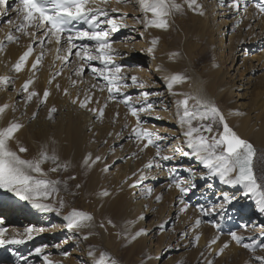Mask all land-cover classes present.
<instances>
[{
	"label": "bare ground",
	"instance_id": "obj_1",
	"mask_svg": "<svg viewBox=\"0 0 264 264\" xmlns=\"http://www.w3.org/2000/svg\"><path fill=\"white\" fill-rule=\"evenodd\" d=\"M9 3L11 9L6 12L7 15H13L12 17L15 16L18 19L17 13L13 10L16 7L14 0H9ZM97 3L99 4L100 0ZM197 3L203 6L202 9H198V11H203V15L199 14L200 16H196L193 21L183 22L182 27L176 21L177 24H173L171 19L167 17L170 28L173 26L175 31L178 30V34L167 42L163 40L166 39L167 34L164 31L162 32V29L151 27L148 31L147 28L149 27L146 28L140 22L145 19V14L139 6V0H127L129 5L125 7L128 10L120 9L116 0H111L108 5L109 8H118L122 13L128 11L127 16H130V18L127 16L121 18L120 15L113 14L118 24L122 25L119 31L111 37L114 41L113 47L117 53L115 60L117 64L123 67L127 76H137L139 81L143 82L144 87L149 89L147 102L152 103L154 108L150 113L141 114V119H144L142 125L146 124L143 128L146 127L162 138L157 141L163 149L162 154L174 156L172 160L159 161L163 166L162 169H145V164L152 160L156 149L149 147L141 152L140 145L139 148H136V144V149L132 145L130 146L128 137L131 131L123 130L125 125L123 121L122 123H114L110 121L111 116L110 118L107 117V119H110L107 121L97 120L98 118H94L91 112L71 103V98H75L77 93L74 89L69 88L65 81L62 82L61 89L69 88L72 93L71 98L65 96L62 90H57L52 85L54 81L51 84L48 82L51 79L49 69L53 67L52 71H55L60 66L59 61L55 60V51L47 53V60H49L51 67L44 68V65L41 64L43 65V68L40 66L41 71L32 70L31 63L39 55L41 47L36 44L37 48L34 47L33 54L29 57L25 69L20 73H16L13 65L31 43L27 36H25V39H20L23 41L20 44L12 42L17 46L11 44L5 52H0V77L10 78V83L6 88L0 86V104L8 103L15 108L14 112L10 108L0 119V127L6 126L8 121L14 118L22 122L25 127L17 134V137L20 143L28 149V152L21 153V156L25 159H32L37 155L42 145L48 146L50 154L54 149L59 157V163L68 164L67 170L63 169L64 174L74 175L79 182L82 179L84 180V177H89L92 181L90 184L87 183L85 188L88 199L89 197L93 198V193L97 189H101V192L107 190L110 193L109 196H101L97 191L96 199L93 202L95 204L109 203V208L113 213L127 215L130 217L129 222H135L130 227L141 226L142 229H145L147 234L142 235L141 243H145V247L149 251L152 250L153 261L157 260L160 255L158 251L160 246H152L153 239L151 238H153L158 227H161V225L164 227L170 221L171 234L166 233L165 239V246L169 251H165L164 255L167 252H172L175 255L179 252L178 256L185 253L184 255L193 258V264H207L216 256L222 260L223 264L228 260L230 247L226 248L227 250L225 249L222 254H218L219 249L224 243H228L230 238L228 234L233 226L241 225L245 229H251L252 232L261 229L256 237L259 240L264 239V227H262L264 224V211H261L264 205L260 203L259 192L248 193L247 188L242 184L233 186L224 183L219 176L209 175V170L195 156H182L180 153H173L172 149L175 147H180L183 151L189 153L192 152V149L187 147L186 138L182 135L188 126L180 124L176 105V101L183 99V96L172 95L168 91L166 87L167 77L174 74V71L181 70L184 62V69L190 76V82L176 84L173 91L206 97L221 110L229 126L234 127L233 130L240 137L249 141L246 138L249 136L259 146L264 145V14L258 12L255 7L257 3L264 4V0H247L246 4L245 0H241L239 11L230 8L231 0H197ZM100 6L103 7L104 5L100 4ZM245 6L247 7L246 12L244 10ZM147 16L150 18L151 13H148ZM123 25L127 26L124 27ZM233 25L236 26H234L236 32L229 34L228 43L225 45L223 38ZM11 26L13 25H10V28ZM150 35L158 38L156 52L153 49L151 52L149 51L153 46L149 39ZM186 35L189 37L195 35L199 40L203 37L202 43H204L207 52H213L217 58L215 59L218 60V62L211 65L205 77H200L191 70L193 67H191L190 58L187 56H192L193 49L198 43L186 40ZM26 39L29 41H26ZM76 43L80 44L79 42ZM85 43L91 42L85 41ZM226 48L229 50L228 55L224 53ZM50 49H53V47ZM180 54H186L187 56L182 61L177 62L176 56ZM136 63L142 65L140 70L134 69L138 65L131 66ZM29 79L34 80L30 89L35 86L36 91L41 95L46 88L50 91L51 94L46 104L38 107V100L25 104L24 95L27 93L23 91L22 85ZM126 82L129 85L127 89L129 92L145 89L132 85L131 80ZM86 87L84 86V89ZM144 92L147 91L141 90L135 99L140 98ZM53 106L58 111L53 114V119L49 120L47 118L48 111ZM98 107L101 106L98 105ZM181 110H179L180 114H182ZM33 112H38V116L34 120L30 119ZM110 115L112 114L110 113ZM124 122L127 121L124 120ZM128 123L130 124L128 128L131 129L130 126L133 127L132 121L129 120ZM109 133L112 134L109 135ZM117 133L121 135L118 136ZM119 144L124 148L121 151L113 148V146ZM251 144L253 145V143ZM11 147L16 150L14 142ZM108 152H111L112 155H108ZM88 153H91L93 157L100 155L104 159L90 168L86 167L82 161ZM254 157L255 154L252 158V168ZM107 161L110 163L108 164ZM104 162H107L105 164L110 165L111 168L110 171L101 174ZM42 167L47 172L45 165ZM138 170L145 172L148 178L135 188L129 187L136 179L131 174ZM47 174L52 176L53 180L57 177V173ZM169 174L171 178L175 177L178 180L190 181V184H185L188 191L181 193L178 189L172 187L168 198L161 204L155 199H146L147 196L143 193L149 185L157 181V178H165ZM152 177L156 178L153 179ZM165 184L167 186L169 183ZM224 194L231 198V203L224 201ZM181 201H183V204ZM39 202L48 204L55 210L42 211L33 207L31 201L23 200L14 192L0 188V227L7 230L6 235L9 237L17 235V238H19V235H23L28 227H34L37 230L32 234L33 239L26 240L24 244L0 247V254L5 255L9 251L10 258H18L15 264H33L36 260L34 249L39 247L35 245L42 243L40 247L47 246L44 248V252L53 251L52 247L54 246L50 245L55 244V241L59 239L61 241L59 244H63L64 247L69 249L71 247L70 255L64 257V259H61V256L58 255H48L50 259L61 262V264H92V260L88 256V248L85 245L88 240L95 241V235L92 232L98 234V239L102 241L106 240L105 234L96 227L91 228V222L90 227L83 230L68 229L66 226L67 221L64 219L72 212L68 206L64 211H60L56 201L41 200ZM184 205H187V210L182 212L181 208ZM102 209H94L93 217L99 216ZM202 212L208 214L203 215ZM145 214L151 215V219L146 224V228H143V219H139V217H144ZM197 218L201 220V225L194 228V221ZM174 219H177L175 225H179L176 228H172V220ZM237 219H240V221ZM242 219H244V222H241ZM41 228L44 230L42 232L38 231ZM185 232L189 236L188 239H185V235H183ZM86 234L89 235V238L84 240L82 237ZM197 234L200 235V240L195 242L194 237ZM217 235H219V240L209 248L207 246L209 241ZM253 237H255V234L251 235V238ZM145 241L150 243L147 244ZM188 248L190 250H186ZM183 259L186 260V258ZM0 264L5 263L0 260ZM40 264H44L43 259ZM171 264L173 263L171 262Z\"/></svg>",
	"mask_w": 264,
	"mask_h": 264
},
{
	"label": "snow or ice",
	"instance_id": "obj_2",
	"mask_svg": "<svg viewBox=\"0 0 264 264\" xmlns=\"http://www.w3.org/2000/svg\"><path fill=\"white\" fill-rule=\"evenodd\" d=\"M14 2L16 4L14 11L17 13L19 22L13 25V21L10 19L8 23L13 25L14 32L27 36L31 40L27 50L19 56L13 65L16 73H20L27 66L29 57L33 54L35 44L41 46V53L31 63L32 70H37L41 64L45 44L54 43L56 45L55 60L61 63V68L52 75L48 81L50 84L57 76L63 75L64 68H68L70 71L68 79L72 88H77L79 85L84 84L86 74L96 81H103L102 84H89L88 89L83 93V98H81L80 92H77L75 98H71L72 93L69 91V88H64L62 91L65 96L71 98L72 104L91 112L94 117H98L101 120L105 116L107 102L102 107H91L94 103L99 104V101L95 98L97 91H107V101L118 100L119 103L125 105L128 109L127 115L135 118V125L131 128L128 139L138 141L141 152L153 146L156 149L152 160L145 164V169H162L163 166L159 163L160 160L168 161L174 158L172 155L162 154L163 149L157 143L158 140L162 139L159 135L142 127L141 114L150 113L154 108L152 103L147 102L149 93L144 92L140 98L134 99L133 96L123 91V89L129 87L125 83L127 80H131L132 85L144 87L143 82L139 81L137 76H127L123 67L117 64L115 60L117 53L113 47L114 41L111 37L119 31L122 25L118 24L113 14H118L123 18L127 16L126 13L120 12L115 7L109 8L108 5L111 3V0H100L99 4L97 0H14ZM122 2H127V0H116V3ZM246 2L247 0H245V4ZM186 3L187 7L194 11L203 7L197 3V0H186ZM8 4L9 0H0V10L7 12ZM100 4L104 6L101 7ZM139 6L145 14V19L140 21L145 27L165 30L169 26L167 17L171 14V11L181 8V5L176 3L175 0H139ZM229 6L231 9L239 11L241 0H231ZM255 7L258 12L264 14V4L257 3ZM244 10L245 12L247 11L246 6ZM148 13H151L150 18L147 16ZM199 14L203 15V11H199ZM74 22H81L87 25V28L73 30L70 26ZM123 26L126 27L127 25ZM6 39L8 42H18L20 37L14 35L13 31L10 30L6 35ZM76 41L91 43L77 44ZM157 42L158 38H154L151 41L153 46ZM4 47V42L0 41V52L4 50ZM149 51L151 52L152 48ZM187 80V76L179 73L167 77L166 87L168 91L172 95L183 96V99L176 101V105L180 124L188 126L182 135L186 138L187 147L192 149V152L189 153L183 151L180 147H175L172 149L173 153H180L182 156H195L209 170V175L219 176L224 183L233 186L242 184L247 188L248 193L259 192L260 203L264 205V190H262L264 189V184L259 182L252 168V158L255 154L253 145L240 137L229 126L221 110L206 97L173 91L176 84L186 82ZM9 83V77H0V86L6 88ZM33 83L34 80L29 79L22 85L23 91L27 93L25 104L37 99V106L39 107L47 103L51 93L47 88L44 89L42 95L35 90H30V86ZM60 87V84L57 83V90H60ZM190 102L192 103L190 104ZM10 108H12L13 112L15 111V108L8 103L0 104V119L3 118ZM180 109H182V114L179 112ZM57 111L58 109L55 106L51 107L47 118L49 120L53 119V114L57 113ZM37 116L38 112H33L30 119L34 120ZM118 118L119 112L115 113L113 122ZM194 121L198 123L194 125ZM204 121L210 122L203 123ZM217 123L222 130L212 135L214 125ZM24 127L25 125L15 118L8 121L6 126L0 127V188L14 192L15 195L23 200L31 201L33 207L37 209L53 211L55 209L39 201L50 200L53 194L58 195L60 191L58 185L61 181L48 179L47 172L42 166L50 161L54 166L48 169V172L56 173L61 169L67 170L68 164H60L55 150L53 149L50 154L47 145H42L37 155L32 159L23 158L21 153L28 152V149L20 143L17 134ZM125 127H127V124H125ZM203 133H208L209 135H204ZM111 134L109 133V135ZM117 135L121 134L117 133ZM13 142L16 144V150L11 147ZM103 159L104 157L100 155L93 157L91 153H88L84 156L82 163L84 166L90 168ZM110 168V165L105 164L102 171L108 172ZM131 175L136 177L129 185L132 188L139 186L148 178L147 174L141 170L133 172ZM152 178L155 179L156 177ZM69 179H75V177L70 176ZM185 184H190V181L177 180L173 177L167 187L169 189L175 187L181 193H186L188 188L185 187ZM76 187L79 188L80 185H76ZM152 191V188H147L143 195L151 196ZM100 195L107 197L110 193L107 190H103ZM223 199L225 202L231 203V198L227 194L223 195ZM155 200L160 202L162 196L157 195ZM59 203L63 207V201L60 200ZM181 203L183 204V201ZM186 210L187 205H184L181 211ZM56 211L59 214L58 210ZM261 211H264V208ZM202 214L207 215L208 213L202 212ZM64 219L67 221L66 226L68 229L83 230L90 227V222L94 220V217L90 213L73 209ZM139 219H143V216H140ZM129 223L134 225L135 222ZM107 224L111 227H116L111 219L107 221ZM200 225L201 220L197 218L194 221V228ZM99 226L105 228L104 223H101ZM161 227L163 226L161 225ZM43 230L42 228L38 229L40 232ZM34 231H37L34 227H28L25 229L24 234L19 235V238H17V235L9 237L6 235L7 230L0 227V247L4 245L24 244L26 240L33 239L32 234ZM146 234L145 229H139L134 234H131L130 239L136 240L141 235ZM183 235L187 236V232L183 233ZM229 235L231 236V240L237 245L242 244L245 249L253 253L256 251V245L242 243L245 238L236 232H231ZM82 238L87 240L89 235L86 234ZM194 240L198 242L200 235L197 234ZM218 240L219 235L209 241L207 246L211 248ZM45 247L47 246L35 249L37 256H43L44 264H61V262L54 261L44 254ZM56 247H59V245H56ZM228 247L229 244L227 242L224 243L219 249L218 254H222ZM259 247L264 251V244L259 245ZM63 255L67 257L70 254L65 252ZM88 256L93 258V264H116V261L108 253L100 251L97 256L91 247L88 251ZM253 259L257 264H264V255H256ZM207 264H212V262L208 261Z\"/></svg>",
	"mask_w": 264,
	"mask_h": 264
},
{
	"label": "rangeland",
	"instance_id": "obj_3",
	"mask_svg": "<svg viewBox=\"0 0 264 264\" xmlns=\"http://www.w3.org/2000/svg\"><path fill=\"white\" fill-rule=\"evenodd\" d=\"M175 2L179 3L181 5V8L179 10L173 9L171 11V14L168 16L171 19V21L173 22V24L178 22V24L181 25V27H182V23L183 22L191 21V20L193 21V20H195L196 16H200L198 10L194 11L193 9H190V8L187 7L186 0H175ZM117 5L122 10H125V9L128 10L127 7H128L129 4H127V2H122V4L121 3H117ZM120 5H122V6H120ZM125 6H127V7H125ZM10 9H11V6H10V3H9L8 4V11ZM126 14H128V11H127ZM12 16L13 15H7V13L4 12V11H0V17H1L0 18V27H1V29H0V39H1V41L4 40L3 42H4V45H5L4 50L2 52H5L7 49H9L11 44L17 46V44H13L12 42H8L7 39H6V35L9 33L10 30L13 31L14 35L19 36L20 39L21 38L25 39L24 35H20V33H18V32L15 33L14 32L13 26H11V28H10V24L8 23V21L10 19L13 21V25L19 22V19H17L15 16L14 17H12ZM191 16H193V17H191ZM127 17L130 18L129 15ZM234 26L235 25H233V27L231 26V28L229 29L227 35L224 36L225 38H223L225 45L228 43L229 34H231V33L234 34L236 32V28H235L236 26L235 27ZM168 27L169 28H167L166 30L165 29L161 30L162 32L164 31L167 34L166 35V39L162 38L165 42H167L168 40L172 39L174 36H176L178 34V30L175 31V28H173V26L170 28V25H169ZM150 28L151 27L147 28V30L150 31ZM6 29H7V31H6ZM4 30H5V32H4ZM151 31H152V29H151ZM186 36H187L186 40H191L192 42L198 43V45L193 49V52L191 54L193 56V58H192V56H187L186 54L185 55H181L180 54V55L176 56L177 62L182 61L185 58V56L189 57L190 58V62H191V67H193L191 70L193 72H195L197 75H199L200 77H205L206 76L205 74H207V71L211 67V65L213 63L215 64V62H218V60H216L217 58L215 57L213 52L212 53H208L207 52V49L204 47V43H202L203 40H204L203 37H201L200 40H199V38H196L195 35L192 36V37L191 36L189 37L188 35H186ZM153 38H154V36L149 37L150 41H152ZM20 39H19V42H17L19 44L23 42ZM26 41H29V40L26 39ZM157 44H158V42H157ZM157 44L155 46H152V49H153L154 52H156L155 49H156ZM34 47L36 49L37 45L35 44ZM52 47H53V49H50ZM55 48H56V45L54 43L53 44H47V43L45 44V46H44V55H43V59L41 61V64L44 65V68L45 67L47 68V66L51 67L50 66L51 64L49 63V60H47L48 59V54H49V51L50 52L51 51H55ZM39 50H40L39 51V54H40L41 53V47H40ZM254 50H256V49H254ZM224 53L226 55H228L229 50L226 48ZM41 64L39 65L37 71H41V68H43V65H41ZM59 65L60 66H58V69L61 68V63L60 62H59ZM133 65L134 66L138 65L134 69L140 70L142 68V65L140 63L132 64V66ZM40 66H41V68H40ZM73 66H75V65H73ZM138 67H140V68H138ZM235 67H236V65H235ZM49 70L51 71V73H50L51 77L57 71V70L52 71L53 67H51ZM64 72H66V73H64ZM176 73H179V74H182V75H186L188 77L187 82H190V76L188 75V72L184 69V62L182 64L181 70L174 71V74H176ZM69 75H70L69 69L68 68H64L63 75L57 76L56 79H55L56 81L54 80V84L52 83V85L55 86V88H56L57 82L61 86L62 82L65 81V83L68 85V87L72 88V87H70V81L67 78V76L69 77ZM61 76H64V77L61 78ZM68 82H69V84H68ZM92 82L93 83L96 82V83H99V84L103 83V81L94 80L90 75H85V83L81 84L77 88H72V89L75 90V93H77L78 91L80 92V90H81V94H83L84 91L87 90V87H89V84H91ZM125 83H127V82L125 81ZM84 86L85 87L87 86V87L84 89ZM139 88H141V87H139ZM142 88H145V89H141V90H145V91H147L149 93V89H146V87H142ZM127 89H128V87L126 89H123V91H125L128 95H131V96L133 95L134 99H135V97H137L139 95V93L141 91V90H135V92L134 91L133 92H129ZM30 90H35L36 91L35 86L33 87V89H30ZM61 90L62 89L60 87V91ZM76 90H78V91H76ZM96 94L97 95H96L95 98L99 101V104H95L94 103V104L91 105V107L93 106V108H96V107H98V105L102 107L105 102H108V103H107V107L105 109L104 118L102 120L99 119L98 117H94V118H96V119L98 118L97 120H99V121H107V120L111 119L110 121L113 122L115 113H117V111H119L120 115L122 113L123 114L121 116L119 115L120 119L119 118H118V120L116 119L114 123H116V122L122 123V121H123V123L127 124V128L124 125L123 130L131 131V129L128 128L129 125H130L128 123V121L131 120L132 121V126H134L135 125V122H134L135 119L131 115H129V117H128V115H126L128 113L127 112L128 109L125 107V105H123L122 103H119L118 100L114 101V102L113 101L109 102V101L105 100L107 98V96H108L107 91L102 92V93L98 91V92H96ZM100 94H102V95H100ZM26 95L27 94L24 95V99H26ZM81 98H83V96H81ZM101 99H103V100H101ZM34 100H37V99H34ZM122 109H124V110H122ZM112 110H113V112H112ZM110 113L112 115H110ZM181 113H182V110H181ZM110 116H111V118H110ZM107 117H109L110 119L109 118L107 119ZM124 120H126L127 122H124ZM142 121L144 122V119H142ZM209 122L210 121H204L203 123H209ZM193 123L195 125L198 122L194 121ZM143 126H146V124L142 125V127ZM130 128H132V127L130 126ZM144 128H146V127H144ZM231 128L234 129V127H231ZM221 130L222 129H221L220 125L218 123L215 124L214 125V132L212 133V135H215L217 132H219ZM203 134L204 135H209L208 133H203ZM246 138L251 143H253L254 148H255V157H254V161H253L254 172H255L256 176L258 177L259 182L261 184H264V145H260L259 146L257 143L253 142L254 140H252L249 136H247ZM121 144H119L117 146H113V148L114 149H118V150L121 151V150L124 149ZM136 144H137L136 148H139V142L136 141L135 139H130V144H129L130 146L132 145V147L135 148ZM256 145H258V146H256ZM151 148L155 150L154 146L151 147ZM108 155H112L111 152L110 153L108 152ZM108 161H109V159H108ZM77 162L79 163V160ZM107 162H104V166H105V163H107ZM47 163L44 164L45 168L47 169V173H49V175H52L51 172H48V169H50L54 165L50 161L47 162ZM109 163L110 162H108V164ZM116 164H118V163H116ZM99 172H101V170H99ZM56 173H57V177L54 180L57 179V180L61 181V183L58 185L60 191H59L58 195L53 194V196H52V198L50 200L57 202L58 210L64 211V209L68 206V208L70 210L76 209L78 211H83V212H86V213H90L93 216L94 215V209L99 210V209L103 208L101 212L98 211L99 212V216H94L95 218L91 222V225H92L91 228H94V227L98 228L100 230V232H103L105 234L106 240L102 241V240L98 239V234L92 232L95 235V241H89L88 240L87 244L85 245L86 248H88V251H89V249L91 247L94 250V252L97 254V256H98L100 251H104V252L108 253L112 257V259H114L116 261V264H171V262L173 264H193V262H194L193 258L191 256L184 255L185 253L182 254V255H184L183 257H181L182 255L178 256V254H180L179 252H178L177 255L172 254V252H170V253L167 252V254L164 255L165 251H169L167 249V247L165 246V239H166V235L167 234H171L170 233L171 232V228H170V224H169L170 221L168 223H166L163 228L158 227L157 231L154 233L153 238H151V239H153L152 243H151L152 246L153 245H159L160 246V248H158V251H159L160 255L157 258V260L153 261L152 250L149 251L148 249H146L145 243L144 244L141 243V240L143 238L142 235L140 237H138L136 240H131L130 239L131 234H134L137 230L142 229L141 226H139V227H136V226L130 227V225H131L129 223V218L130 217L127 216V215L124 216L122 213H119V214H117L116 212L113 213L110 210V208H109V206H110L109 203L95 204L93 202V200L96 199L95 195L97 193H101V189L95 190V192L93 193V198L89 197V199H88L87 192H86L85 188L87 187V183L88 184L92 183V181H90L89 177H84V180L82 179L81 182H79V180L74 175H72L70 173L64 174L63 169L57 171ZM103 173H104V171L101 172V174H103ZM70 176H74L75 179H69ZM47 178L53 180L52 176H48V174H47ZM164 179H166V180H164ZM74 180L75 181L77 180L76 183H75ZM156 180L157 181H154L152 183V185H149V187H148V188H152L153 189L151 196H147V197L145 196V197H146V199H155V197L157 195H161L162 196V200L159 202L161 204L162 202L166 201V198H168V196L170 194V189H167L168 187L166 186L165 183H170L172 178H171V175L169 174L165 178H157ZM76 185H80V187L77 188ZM262 190H264V189H262ZM97 191H99V192H97ZM60 200L63 201V207L60 206V203H59ZM232 217L234 218V216H232ZM109 219H111L114 222L116 227H111V226H109L107 224V221ZM150 219H151V215H148V214L144 215V217H143V228H146V224L149 222ZM237 220L240 221V219H237ZM172 221H173L172 228H176L177 226H179V225H175L177 219H174ZM241 222H244V219H242ZM101 223L105 224V228H101L99 226ZM211 225H213V224H211ZM262 227H264V224L262 225ZM159 228H161V229H159ZM259 231L252 232L251 229H245L241 225L240 226H235L229 233L236 232L238 235L244 237L245 239L243 240L242 243H248V244L256 245L257 246L256 247V251L253 253V252L245 249L242 246V244L241 245H237L234 241L231 240V236H230V238L228 239V244H229V247H230V251H229V254H228V257H227L228 260H226L225 263L223 262V264H257V262L253 259V257L256 256V255H264V251H262L261 248L259 247V245L264 244V239L259 240V238L256 237L258 235ZM252 234H255V237L251 238ZM188 237L189 236H187V238H186V236H185V239H188ZM57 240L58 241H55V244L56 245H60V246L56 247L55 244H53V245L51 244L50 246H54V247H52L53 251H49L48 250V251H45L44 254L49 255V256L58 255V256H61V259H64L65 256L63 255V253H65V252L70 253L69 251H70L71 247H70V249L68 247H64L63 244H59L61 241L59 239H57ZM145 242H147V244L150 243L149 241H145ZM40 245H42V243H39V244H37L35 246H39L40 247ZM35 249H34V253H35ZM186 250H190V248H188ZM233 252H238V253H233ZM9 254H10L9 251H7L5 253V255H4L5 256V260H3V261L1 260V262H4L5 264L6 263L7 264H11V263H9L7 261V257H8V259L10 258ZM233 254H235L236 256L233 255ZM35 257H36V260H35V262L33 264H40L41 260L43 259V256L42 255L41 256H37L35 254ZM183 258H186V260L183 259ZM91 260H92L91 263L93 264V258H91ZM210 261L212 262V264H222V260H220L216 256H214ZM30 264H32V263H30Z\"/></svg>",
	"mask_w": 264,
	"mask_h": 264
}]
</instances>
